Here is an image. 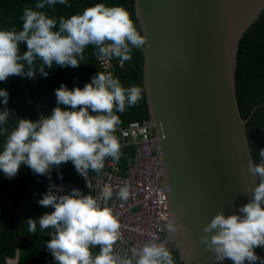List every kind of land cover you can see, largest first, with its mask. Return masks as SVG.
<instances>
[{"label":"clouds","instance_id":"1","mask_svg":"<svg viewBox=\"0 0 264 264\" xmlns=\"http://www.w3.org/2000/svg\"><path fill=\"white\" fill-rule=\"evenodd\" d=\"M67 4V0H39L36 9ZM21 31L0 29V81L10 76L33 79L37 73L47 77L46 68L79 67L84 49L89 45L98 49L100 56L126 61L131 59L130 45L146 43L135 27L129 12L122 6L95 4L69 18H49L45 12L25 8L21 17ZM26 43L27 51L20 53L19 45ZM42 63L38 68L35 61ZM27 70H25V63ZM140 88H124L111 73L98 72L83 88H67L61 84L55 90L57 106L48 116L38 120L20 118L9 131L6 125L10 116L9 93L0 89V135L5 136L0 150V171L9 180L15 178L21 166L34 174L46 175L69 161L78 174L85 177L87 187L89 171L100 173L105 160H118L121 144L115 135L120 117L128 107L140 100ZM60 105L66 107L62 108ZM259 162L248 161L251 175L247 194L248 202L238 213L219 211L203 228L206 234L201 242L217 262L230 259L233 264H255L261 258L254 249L264 246V148L259 149ZM62 180V174H59ZM63 186L50 184L38 201L43 207L54 209L38 218L42 230L53 229L46 242L48 251L58 264H175L171 251L163 242L149 239L142 246L131 249V255L121 254L115 245L121 241V223L109 206L113 197L111 185H105L99 196L85 195L79 189L59 194ZM117 198L127 201L130 185L116 191ZM28 231L35 234L37 223L28 220ZM175 232V222L167 225ZM99 246L93 255L92 249ZM264 264V260H261Z\"/></svg>","mask_w":264,"mask_h":264},{"label":"water","instance_id":"2","mask_svg":"<svg viewBox=\"0 0 264 264\" xmlns=\"http://www.w3.org/2000/svg\"><path fill=\"white\" fill-rule=\"evenodd\" d=\"M135 9L146 43L130 49L144 54L147 123L169 198L168 223L177 229L166 224L164 244L174 242L184 264H233L215 261L201 238L219 211L238 213L250 199L247 165L254 157L235 70L238 43L264 0H135ZM254 251L264 260V246Z\"/></svg>","mask_w":264,"mask_h":264},{"label":"trees","instance_id":"3","mask_svg":"<svg viewBox=\"0 0 264 264\" xmlns=\"http://www.w3.org/2000/svg\"><path fill=\"white\" fill-rule=\"evenodd\" d=\"M38 2L39 0H0V29L21 31L23 11L25 8H32L45 12L49 18H55L57 28L54 30H58L60 17L69 18L74 14H82L85 8L103 3L109 7H124L142 35L136 16L135 0H67L66 5L57 3L44 9H36L35 5ZM19 49L21 54L26 52V43H21ZM83 55L84 59L76 68L53 64L51 69H45L48 72L47 77L37 73L33 79L26 76H10L7 81H0V89H5L9 93L6 107L9 108L10 116L6 127L10 131L20 118L35 121L42 114L50 115L52 109L57 106L55 90L61 84L69 89L83 88L98 72L111 73L114 78L120 80L124 88L135 85L141 90L140 100L135 106L126 105L123 113H116L121 123L115 135L121 144L120 151L127 154L123 159V165L126 166L128 158L133 155V149L122 146L119 128L131 122L149 121L143 86L144 54L140 49L133 48L130 51V60L123 61L115 57L108 59L100 56L98 49L89 45L84 49ZM24 63L27 70L26 62ZM41 63L37 59L35 67L38 68ZM235 89L240 114L247 120L246 133L251 153L254 161L258 163L260 159L258 151L264 148V10L238 43ZM29 99L32 102H28ZM4 107L5 105L0 102V109ZM4 140L5 136L0 135V150ZM109 159L111 158L105 160V165ZM100 173L89 171L88 179ZM59 174H62V180H76L80 188L87 181L76 172L71 161L63 163L57 169L55 182L61 180ZM49 181L48 176L34 174L27 166H21L17 176L11 180L0 171V264H46L52 257L46 242L50 239L48 234L53 229L42 230L38 222L41 215L54 211L53 208H46L38 203L48 191ZM29 218L36 220L35 234L28 231ZM165 246L171 251L175 264H184L174 242H168ZM98 248L99 246H96L92 249L93 255L98 252Z\"/></svg>","mask_w":264,"mask_h":264},{"label":"built area","instance_id":"4","mask_svg":"<svg viewBox=\"0 0 264 264\" xmlns=\"http://www.w3.org/2000/svg\"><path fill=\"white\" fill-rule=\"evenodd\" d=\"M108 64V62H105ZM28 102H32L30 99ZM38 106V105H37ZM123 147L133 149L126 166L123 159L126 153L121 151L118 160L109 159L102 172L88 179L79 187L76 180L54 181L57 168L51 171V179L47 185L63 186L59 194H68L72 189H79L83 194L100 195L105 185L113 188V197L109 206L121 223L122 239L115 245L121 254L131 255V249L142 246L149 239L163 242L166 224L170 215L169 198L163 187L162 168L157 154L156 139L151 126L147 122H131L119 128ZM124 184L130 185L131 195L127 201L117 198L116 191ZM100 248H98L99 252ZM46 264H58L52 256Z\"/></svg>","mask_w":264,"mask_h":264}]
</instances>
